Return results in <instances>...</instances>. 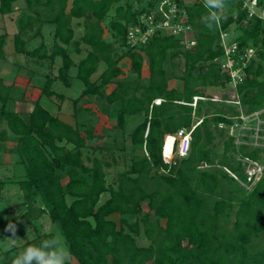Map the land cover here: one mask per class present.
<instances>
[{"label": "trees", "instance_id": "obj_1", "mask_svg": "<svg viewBox=\"0 0 264 264\" xmlns=\"http://www.w3.org/2000/svg\"><path fill=\"white\" fill-rule=\"evenodd\" d=\"M15 1L0 0V13L12 12ZM181 1L196 42L189 48L179 37L160 32L138 48L126 45L128 26L137 23L141 13L159 9L161 0H24L12 40L15 53L46 64L40 94L63 99L53 82L69 85V70L76 66L83 90L73 101L74 115L85 113L78 105L81 99L98 97L114 106L109 110L111 129L123 136L118 139L113 133L104 144H87L94 132L90 122L70 125L50 114L38 99L26 122L7 107L14 86L0 78V126L4 120L16 136L14 151L25 169L24 179L16 182L22 201L0 208L4 228L18 218L31 224L45 213L60 225L78 264H264V172L251 188L243 185L244 158L264 163V146L235 144L228 129L233 117L242 121L240 111L230 117L216 105L219 101L204 99L200 89L229 82L219 66L220 33L233 25L241 48L256 47L247 76L235 86L238 102L233 104L243 106L245 114L263 108L264 25L246 18L241 1L228 0L219 13L223 18L209 31L206 25L212 21L202 0ZM80 18L83 32L74 40L73 19ZM44 23L53 25L51 47L42 41L27 48L42 36ZM7 36L0 33V60L5 59ZM71 52L84 56L75 62ZM56 57L61 64L54 74ZM178 57L182 70L175 74L173 59ZM123 58L129 61L128 72L119 64ZM100 63L105 67L92 79ZM174 78L181 88L169 86ZM194 96L203 97L195 107ZM133 116L139 121L127 130ZM259 116L264 119V112ZM192 125L188 153L169 159L176 153V131ZM213 130L226 137V153L219 160L207 146ZM6 138L0 128V141ZM202 162L208 166L201 167ZM118 165L122 170L107 182L109 169ZM3 185L0 181V199ZM103 193L108 196L100 202ZM13 207H23L20 216L12 217ZM113 214L119 223L110 218ZM140 226L147 245L136 243ZM45 239H53L52 233L36 232L18 248L0 253L1 264H12L17 251Z\"/></svg>", "mask_w": 264, "mask_h": 264}, {"label": "rangeland", "instance_id": "obj_2", "mask_svg": "<svg viewBox=\"0 0 264 264\" xmlns=\"http://www.w3.org/2000/svg\"><path fill=\"white\" fill-rule=\"evenodd\" d=\"M185 2L189 3L190 0H185ZM12 6H13L12 12H10L6 15L0 13V33L7 32L11 35L10 38L7 39L6 45H5V51L7 53V61L12 62V63L16 62L19 64H23V65H26L32 69H37L38 71H40L39 69L41 67H40L39 62H36L37 64H35L32 61H30L31 59L29 57H26L23 54H18V53L14 52V44H13V40H12V34L14 32L18 31L16 21H17L19 14L24 9V0H16ZM83 21H84L83 18L73 19V23L77 26L75 28L74 40L79 39L81 36V33L83 32V27L81 26ZM52 30H53L52 24L44 23L42 25V36L36 37L33 40H31L29 42V44L27 45V48L30 49V48L36 47L42 41L44 43H46V45L48 47H51V45L53 43ZM225 32L227 33V36H226L227 42L235 39V37H237L239 35V32L236 31V29L234 28L233 25L229 26L228 30H226ZM105 36H108V34L106 33ZM116 51L119 54L121 52V49L118 47L116 49ZM71 55L75 61H78L84 56V52L80 55L79 54L75 55L74 52H71ZM173 63L175 64V66L172 68V70L174 71L175 74H179L182 70V59L179 57L174 58ZM60 64H61V58L56 57L54 68L52 69L54 73H56V69L58 68V66ZM119 64L125 72H128L129 61L127 58H123ZM146 64H147V61L145 60L144 66L142 69L143 74H145L147 71ZM104 67H105L104 63H100L97 71L92 75V79L96 78L97 75H99V73L103 70ZM45 68H47V67L45 66ZM46 71H47V69L45 70V72ZM76 72H77L76 66H72L69 70L70 79L72 81V85L70 87L64 85L59 80L55 81L54 85H53V88L56 92L62 93V94H65L68 96V99L66 98V100L62 103V111L64 113H71L73 111V105H72L71 99H74L77 96H79V94L81 93L80 91L83 88L80 80H78L76 78ZM39 79L40 80L42 79L41 76L36 75V81ZM169 86L170 87L175 86L177 88H181V81H179L175 78L170 79L169 80ZM200 89L204 92V95L206 96V97H204V99L210 98L211 100L219 101V102H215V103H217L216 105L219 108H221L226 114L230 115V117H232V114H235L236 111H240L239 117L240 116L243 117V121L238 122L237 117H233V120H234L233 123L234 124H232L233 126L230 125V127L228 129V133L235 137L234 138L235 144L238 145V144L245 143L249 146H253L255 144H259V145L264 146V119H261L262 122L259 123V125H258L256 123V120H251L250 118H248V115L243 112V106H241L239 104H233V103H235L237 97H236V93H235V88L232 85L227 83L226 86H224V87L206 86V87H203ZM95 99H96L95 110H97L98 113L104 114L106 112V110L104 111V109H102L101 105H103V104L109 110L113 109V107H114V106H111V105L104 103L101 99H99L97 97H95ZM41 103L50 112L55 113L56 108H57V104L59 102L55 96H53V97L43 96L41 99ZM30 104H31V101H28L27 104H23V106L30 105ZM84 104H87L85 98L81 99L78 103V105H80V106H83ZM8 107L10 109H16L18 107V104L16 101H12L9 103ZM95 113H96V111L93 112L91 114V117H90V114L85 112L83 114H80L76 118V120L78 122H80L81 120H84V119H87V120L90 119V121H91V122L89 121L90 124H92L93 127H95V133H93V138L87 140L88 141L87 144H94V143L95 144H104L108 140H110V134H113V133H115V135L118 137V139L122 138L123 135L120 132V130L113 131L111 129L112 123H113L112 117L108 116V118H109L108 119V118L103 116V118L99 119L100 115L97 116ZM137 119L138 118L135 116L129 118L127 130H130L133 127V125H135V123H137ZM198 120H199V118L194 117V123H197ZM83 127L85 128V126H83ZM83 127L80 126L81 130L84 129ZM256 129H258V134H257L258 140L257 141L255 140V138L253 139V135L254 136L256 135L254 133L256 131ZM252 130L254 132H252ZM212 133H213L212 140H211V142H209L207 144V146H209L211 148V156H213L215 160H219L222 158V155L224 153H226V152H224V145H223V141L226 139V137L220 135L219 132L216 130H213ZM12 137H14V136L12 135ZM12 140H15V139L12 138ZM126 142H128V140ZM228 154L229 153H227V155ZM175 156H176V153L172 154V156L169 159H172ZM260 156H262V158H263L262 153H260ZM14 157L17 158L16 155H14ZM249 163H250L249 165H252V166L249 167L247 165V162H246L244 164L245 171L247 169H251L253 167H256V165H253L251 162H249ZM13 166L12 165L0 166V179H4V178L10 176L9 172L13 171L14 169L18 168L17 170H20L19 166H16V167H13ZM22 170H23V167H22ZM119 170H122L121 165L114 166V167L110 168L108 175H107V182H111L116 177V174ZM1 194L3 195V198L0 199V208L7 207L8 205L16 204V203H19L20 201H22V193H21V190H20V188L16 182H13V181L7 182L4 189L1 191ZM107 196H108L107 193L101 194L100 202L104 201L107 198ZM143 207L146 210L145 204H143ZM12 211H13L12 217L20 216L21 211H20L19 207H13ZM110 218H112L117 223H119V217L117 214L111 215ZM11 224L15 225V228H16V236H15L14 241L9 239L10 233L5 232L4 225H3V223L0 222V252L1 253L6 252L7 250L10 251L14 247L18 248L25 241L32 238L36 232L37 233L50 232V233H52L53 238L59 240L61 242V244H66V241H65V238L62 234L60 225L57 222H52L48 218L47 214H45V213L42 216H40L34 223H31V224L26 223L25 219H22V218L13 219ZM136 243L138 245H147L148 244V240L144 237V235L142 233V226H140L139 236L136 237ZM33 245H34V243H33ZM0 264H1V260H0ZM73 264H78L77 260L74 257H73Z\"/></svg>", "mask_w": 264, "mask_h": 264}, {"label": "built area", "instance_id": "obj_3", "mask_svg": "<svg viewBox=\"0 0 264 264\" xmlns=\"http://www.w3.org/2000/svg\"><path fill=\"white\" fill-rule=\"evenodd\" d=\"M239 1L242 3L241 7L244 9L247 19L260 20L264 25V0ZM181 2V0H161V6L159 9L154 8L149 12L141 13L138 17L137 23L129 25L127 28L125 35L126 45L130 48H138L141 45L146 44L157 32L168 36L179 37L181 44L187 48L195 45L196 42L192 36V26L189 22L188 12L185 5L181 4ZM183 3H186L185 0H183ZM226 36L227 33L225 31L220 33V44L223 54L219 60V66L228 76V83L235 88V86L238 83L243 82L247 76L246 68L256 56V47L250 45L241 48L236 39L227 42ZM198 99H203V97L194 96L193 102L191 103L193 107L196 106V101ZM159 101L160 99L154 100L155 103H158ZM237 102L238 101H235V103ZM261 112H264V107L247 115L248 118L256 120V123L259 125V123L262 122L259 116ZM239 118L243 121V117L240 116ZM219 127H223V123H219ZM193 128L194 125H192L190 129L180 128L174 134V138L177 140L176 155L185 156L188 153L191 139L190 134ZM254 133L256 135H253V139L255 138L257 141L258 129H256ZM184 144L185 149L183 150L182 147ZM244 161L247 162L249 167L252 166L249 165V162L256 165V167L245 171L246 183L243 185L246 188H251V186H253V184L262 176L264 172V163L247 157L244 158ZM200 166L207 167L208 165L205 162H202Z\"/></svg>", "mask_w": 264, "mask_h": 264}, {"label": "crops", "instance_id": "obj_4", "mask_svg": "<svg viewBox=\"0 0 264 264\" xmlns=\"http://www.w3.org/2000/svg\"><path fill=\"white\" fill-rule=\"evenodd\" d=\"M7 34H8V36H7V39H8V38H10L11 35L9 33H7ZM13 34H12V37H13ZM38 37H40V36H38ZM5 45H6V43H5ZM5 45H4V51H5ZM82 53L83 52H81V53H75L74 52L75 55L76 54L80 55ZM26 57H28V56H26ZM30 59H31L30 61H32L33 63L37 64L36 61L33 58H30ZM75 62H77V61H75ZM45 66H46V64L40 65L41 68L39 69L40 71H38L37 69H32V68H30V67H28L26 65H23V64H19V63H16V62H13V63L12 62H8L7 61V53H6V51H5V59L4 60H0V78L3 80L4 84H6V85L13 84V86H14L13 92L11 94L12 97L8 101L7 107H8L10 102L16 101L17 104H18V107L16 109H11V110H14V111L18 112L19 115L22 117V119L24 121H26V122L28 120V112L33 107V101L38 99L39 103L42 105L41 99H42L43 96H46V95H41L40 94V92H41L40 85L44 81V74L47 73V71H48V69L45 68ZM46 69H47V71L45 72ZM52 72H53V70H52ZM36 75H40L42 79L41 80L39 79V80L36 81ZM97 77H98V75H97ZM96 78H94V79H96ZM54 82H53V85H54ZM71 85H72V81L70 79V84L66 85V86L70 87ZM52 88H53V86H52ZM109 88H111V86ZM82 90H83V88L81 89L80 92H82ZM60 94H62V93H60ZM62 95H63V99H60V98H58L55 95L48 96V97L55 96L58 99L59 103L57 104V108H56V112L55 113L50 112L45 106H43V105L42 106L46 110H48V112L50 114H52L53 116H55V117L59 118L60 120H62L64 122L74 126L76 121H77L76 120L77 117L74 115V110L71 113H64L62 111V103L66 100V98L68 99L67 95H65V94H62ZM84 98H85L87 104H84L83 108H85V112L86 113L90 114V117H91V114L96 111L95 114L97 116L100 115L99 119L103 118V116L108 118L109 109L106 108L104 104L101 105V106H102V109H104V111L106 110V112H105L106 114L105 113L104 114L103 113H98V111L95 110V108H96V103H95L96 99H95V97L85 96ZM74 99H71L72 105H73ZM28 101H31V104L23 106V104H27ZM0 106H1V102H0ZM82 121L87 123V122L90 121V119L89 120L84 119ZM138 121H139V119H137V122ZM0 128H1V130H5L6 131V135H7V138L5 140L0 141V166H2V165H5V166L6 165H9V166L12 165L13 166L14 165L13 167H16V166L20 167V170H17L18 168L14 169L13 171L9 172L10 176H8V177H6L4 179H0V181L4 182V185L2 187V190H3L7 182H12V181L13 182H17L19 180L24 179L25 169H24L23 164L20 162L19 156L14 151L15 150V145H16V136L8 129V127L6 125V122L4 120L2 121ZM93 128H94V132L93 133H95V127H93ZM12 135L14 137H12ZM11 137L13 139H15V140H12ZM87 143H88V141H87ZM14 155H16L17 158H15ZM22 167H23V170H22ZM1 196H2L1 197V199H2L3 195L1 194ZM19 209H20V211H22L23 207H19Z\"/></svg>", "mask_w": 264, "mask_h": 264}, {"label": "clouds", "instance_id": "obj_5", "mask_svg": "<svg viewBox=\"0 0 264 264\" xmlns=\"http://www.w3.org/2000/svg\"><path fill=\"white\" fill-rule=\"evenodd\" d=\"M202 3L212 21L206 28L212 31L223 18L219 13L226 9L228 0H202ZM5 232L10 233V240H15V225L10 222L5 227ZM12 264H73V257L66 244H61L59 240L53 238L42 240L39 245L20 249L15 253Z\"/></svg>", "mask_w": 264, "mask_h": 264}, {"label": "bare ground", "instance_id": "obj_6", "mask_svg": "<svg viewBox=\"0 0 264 264\" xmlns=\"http://www.w3.org/2000/svg\"><path fill=\"white\" fill-rule=\"evenodd\" d=\"M182 149H183V150L185 149V144L183 145Z\"/></svg>", "mask_w": 264, "mask_h": 264}]
</instances>
